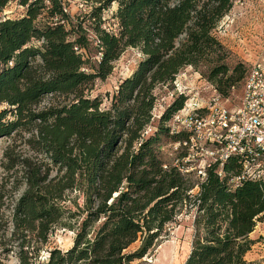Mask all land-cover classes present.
Wrapping results in <instances>:
<instances>
[{"label":"trees","instance_id":"obj_1","mask_svg":"<svg viewBox=\"0 0 264 264\" xmlns=\"http://www.w3.org/2000/svg\"><path fill=\"white\" fill-rule=\"evenodd\" d=\"M12 1L0 0V12ZM15 1L23 14L0 16V140L10 141L0 158V264L2 254L18 264H131L186 208L194 232L183 264H257L246 255L264 222V179L236 182L238 155L214 161L203 180L183 171L185 148L166 159L169 145L189 137L170 130L187 100L174 87L182 69L205 67L223 99L244 84L246 70L229 75L213 33L233 0H83L89 10L77 16L63 0ZM114 3L116 33L104 20ZM128 48L144 57L102 108L87 92ZM58 229L73 231V245L41 262Z\"/></svg>","mask_w":264,"mask_h":264},{"label":"rangeland","instance_id":"obj_2","mask_svg":"<svg viewBox=\"0 0 264 264\" xmlns=\"http://www.w3.org/2000/svg\"><path fill=\"white\" fill-rule=\"evenodd\" d=\"M63 1L71 15L83 14V10H79L77 6V0ZM116 9L117 4L114 3L104 13L107 27L114 28L116 20L113 16ZM23 12L24 10L13 0L0 12V16L14 18L22 15ZM213 33L225 48V60L229 66V75H237L236 69H241V67H244L247 74L256 63H264V0H233L231 10L222 18ZM143 57L138 49L128 48L114 63L112 74L105 81H96L92 86L93 88L87 92L88 97L91 99L100 98L102 108L107 107L109 105L108 98L113 95L120 82L134 72ZM205 69V67L187 66L179 73L178 82L184 85L189 84L202 99L204 98L207 101L206 99H209L214 93L212 86L214 84L208 80ZM242 83L243 80L230 88L228 95L221 101L223 106L234 108L240 104L243 93ZM169 90V86H161L157 89V93L162 97V103H165V106L172 103V98L168 95ZM50 99V96L47 97L42 102L41 107L47 105ZM5 107V104L0 105V110ZM161 109L159 107L157 112ZM9 143L8 139L0 140V158ZM166 149V159L168 161L173 160L176 157V153L173 152L174 147L169 145ZM23 150L25 151V149ZM193 220L194 212L187 208L183 209L177 220L170 224L169 235L149 254L142 259L133 261L131 264H183L192 247ZM10 233L11 229L9 228L5 234V240L10 237ZM250 237L256 243L247 253L246 259L257 264H264V240L262 239L264 237V222L256 226ZM73 239V231L58 229L50 237L48 245L41 251V262H44L50 249L56 247L62 250L69 249L73 245ZM139 244V241L135 242L128 251H134ZM1 257L4 258L7 264H18L15 254H2Z\"/></svg>","mask_w":264,"mask_h":264},{"label":"built area","instance_id":"obj_3","mask_svg":"<svg viewBox=\"0 0 264 264\" xmlns=\"http://www.w3.org/2000/svg\"><path fill=\"white\" fill-rule=\"evenodd\" d=\"M77 2L79 10H89L85 1ZM106 23L109 31H118L117 23L114 28ZM174 84L175 91L187 96L183 108L170 122L171 133H189L187 139L173 144L174 150H187L183 171H195L203 180L214 161L222 166L231 156L238 155L242 175L236 182L244 177L264 179V63H256L248 71L241 102L234 108L223 106V98L214 88L205 101L189 84L179 83L178 76ZM218 174L222 175V171Z\"/></svg>","mask_w":264,"mask_h":264}]
</instances>
